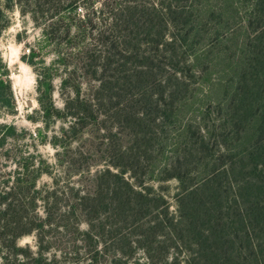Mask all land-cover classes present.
I'll use <instances>...</instances> for the list:
<instances>
[{
  "label": "rangeland",
  "instance_id": "1",
  "mask_svg": "<svg viewBox=\"0 0 264 264\" xmlns=\"http://www.w3.org/2000/svg\"><path fill=\"white\" fill-rule=\"evenodd\" d=\"M154 1L129 0L137 5L138 14L145 11L146 16H156L140 32L133 33L139 37L132 44L141 52H158L156 45L166 38L152 39L147 33L151 28L165 30L167 39L172 40L169 55L119 59L124 53L119 46L115 49L116 34L110 29L108 4L112 0H81L77 10L59 9L56 0H23V4L0 0L5 24L0 53L9 66L12 88L0 93L2 189L6 180H16L18 175L33 179L34 173L27 174L23 166L35 160L43 170L37 179L40 195L48 192L55 195L54 200L59 196L61 213L68 212L74 187L90 190L97 173L108 167L131 168L122 152L137 134L134 116L144 118L143 125L138 118L135 122L153 136L149 158L143 156L144 165L137 173L159 184L158 190L169 200L172 211L179 188L176 179L159 177L168 174L165 164L184 152H194L204 141L206 147L200 155L204 160L196 157L182 172L187 171L193 182L207 176L208 124L223 116L236 87L233 76L247 35L243 15L248 2L171 0V8H165L160 20ZM106 2V8L101 6ZM166 78L168 86L162 83ZM106 79L110 87L104 90L105 103L85 110L73 124L66 102L78 94L97 98L98 86ZM173 84L177 94L171 100L164 90ZM4 125H14L15 131ZM137 152L141 155L143 147ZM34 195L33 187L23 192L30 203ZM27 209L32 211L29 206ZM38 209L44 215L41 204ZM81 228H87L83 220ZM19 243L38 249L36 232L23 235ZM59 244L55 241L50 253L56 252ZM170 252L179 253L187 264L185 247ZM127 260L128 264H160L149 262L142 250L128 255ZM81 264H86L85 260Z\"/></svg>",
  "mask_w": 264,
  "mask_h": 264
},
{
  "label": "trees",
  "instance_id": "2",
  "mask_svg": "<svg viewBox=\"0 0 264 264\" xmlns=\"http://www.w3.org/2000/svg\"><path fill=\"white\" fill-rule=\"evenodd\" d=\"M18 1L23 4V0ZM56 1L59 9L81 8V0ZM245 1L243 27L247 35L233 76L236 87L227 99L223 116L208 124L209 172L198 182L190 180L187 171L182 172L196 157L204 160L200 155L206 145L201 141L194 152H184L168 161L164 167L168 174H159L163 180L174 178L178 182L175 211L159 192V184L137 173L144 165L143 156L148 157L147 151L152 148L153 136L135 122L138 118L143 125L144 118L134 116L137 134L122 152L131 168L108 167L97 173L90 190L74 187L68 212L61 213L59 196L54 200L55 195L48 192L40 195L37 179L43 170L35 160L23 166L27 174L34 173L33 179L18 175L16 180H6L4 189L0 184V264H81L83 260L86 264H128V255L141 250L149 262L183 264L179 253L170 252L180 247L186 248L187 264H264V0ZM116 2L112 0L108 7L110 29L116 34L115 49L119 46L124 53L119 59L169 55L172 40L167 39L165 30L147 31L152 39L166 38L162 44L157 42L158 52H141L138 45L132 44L139 37L133 33L140 32L156 16H146L145 11L138 14L137 5L129 0ZM152 5L161 20L159 15L171 8L172 1L156 0ZM36 15L33 17L37 20ZM2 21L0 2V35L5 28ZM175 55L174 50L170 56ZM9 73L0 53V93L12 91ZM109 83L101 80L97 98H81L78 94L66 102L73 124L85 110L105 103L102 99ZM162 83L168 86L169 79ZM173 86L164 90L171 100L177 94ZM6 127L15 131L14 125ZM141 146L143 153L138 155ZM150 177L154 179V174ZM29 187L35 190L31 203L23 196ZM39 204L44 215L39 212ZM82 220L86 229L81 228ZM32 232L38 238L36 250L19 243L23 235ZM55 241L60 242L59 248L50 253Z\"/></svg>",
  "mask_w": 264,
  "mask_h": 264
}]
</instances>
